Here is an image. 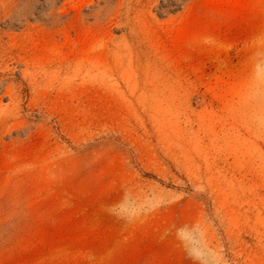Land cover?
<instances>
[{
    "label": "rangeland",
    "instance_id": "374dc122",
    "mask_svg": "<svg viewBox=\"0 0 264 264\" xmlns=\"http://www.w3.org/2000/svg\"><path fill=\"white\" fill-rule=\"evenodd\" d=\"M0 264H264V0H0Z\"/></svg>",
    "mask_w": 264,
    "mask_h": 264
}]
</instances>
